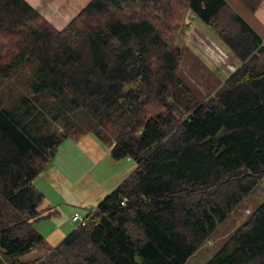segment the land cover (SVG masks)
Segmentation results:
<instances>
[{
	"label": "trees",
	"instance_id": "trees-1",
	"mask_svg": "<svg viewBox=\"0 0 264 264\" xmlns=\"http://www.w3.org/2000/svg\"><path fill=\"white\" fill-rule=\"evenodd\" d=\"M187 11L242 62L206 102L175 74ZM24 74L28 95L0 106V264L43 244L32 224L55 212L33 181L87 133L134 167L32 264H186L264 177V40L225 0H91L62 30L0 0V90ZM205 264H264V200Z\"/></svg>",
	"mask_w": 264,
	"mask_h": 264
},
{
	"label": "rangeland",
	"instance_id": "rangeland-1",
	"mask_svg": "<svg viewBox=\"0 0 264 264\" xmlns=\"http://www.w3.org/2000/svg\"><path fill=\"white\" fill-rule=\"evenodd\" d=\"M225 1L233 10L235 9L234 5H232V1L234 0ZM239 16L243 18L240 13ZM196 19L197 18L194 17L190 11H187L182 24L173 28L172 33L169 34L168 40L172 47L180 48L181 57L175 74H177L180 80L184 82V85L187 86L191 95L195 97L196 103H198L210 100L216 93L224 89V81L235 72L242 62L239 58L235 57L228 46L225 45L209 27L205 24L199 23V21H197L198 19ZM210 51L212 53H209ZM27 79V75L24 74V76L19 79H13V81L9 80L5 83L0 90L1 107L9 108L12 104L14 106V104L18 103V99L21 96L28 95L27 86L29 84V80ZM66 110L69 113L67 118H69L72 123L78 124L80 127H87L91 124L90 117H88V115L83 111L74 110L72 112L70 111L72 110L70 108ZM59 129L61 128L59 127ZM94 140H96V138ZM88 141L89 138L82 140V143L88 144ZM97 141L99 146L96 150L88 146H83L81 143L83 147L78 148L80 152L78 156L76 152H72L71 156H69L71 157L72 162L77 161V164L80 166V170L85 172V175L89 173L94 178L97 176L103 177L108 166L107 158L106 161H101L103 158L102 155L107 152L108 147L99 140ZM65 145L68 144L66 143L61 146L60 151H58L59 153H63L62 158L66 163H62L60 167L56 165L62 170L63 164L70 163V160H68L69 157L66 154L68 151L66 152L67 148ZM76 156L82 162L78 161ZM95 156L100 161L96 160ZM53 160L51 162H53ZM93 162H95L97 166L96 169L92 167ZM53 164L54 163H52V165ZM114 165L120 170H132L134 162L130 157H126L118 160ZM100 171L102 172L100 173ZM263 200L264 177L257 184L255 190L242 201V205L234 210L230 214V217L217 228V231L213 237H211L210 241L204 242V245L200 247L192 257H190L186 264H205L206 261L211 258L223 242L230 236V234L235 231L236 228L239 227L244 220H246V218L249 217L251 212L256 209V207L260 205ZM45 205L44 199L41 205L42 210H44L43 206ZM52 206L53 205L50 207ZM71 206H74L75 208L72 210L69 209L66 204L63 206L61 205L60 209H58V215L40 219L32 224L34 229L39 230L40 228L43 232L41 235L46 238L45 246L51 245L50 238L52 235L55 236L59 233L68 235L72 229L77 227V224L71 222L74 214L73 211H78V214L85 217L88 209L81 210V208H77L75 205ZM55 208L56 207H54V209Z\"/></svg>",
	"mask_w": 264,
	"mask_h": 264
},
{
	"label": "crops",
	"instance_id": "crops-1",
	"mask_svg": "<svg viewBox=\"0 0 264 264\" xmlns=\"http://www.w3.org/2000/svg\"><path fill=\"white\" fill-rule=\"evenodd\" d=\"M23 1H25L30 7L37 11V13L40 14L55 29L62 30L63 27H65V25L68 24L91 0ZM234 1H232V5H234L235 7L234 10L237 13L239 12L243 16V19L245 18L244 20H247L246 22L249 23V25L259 34L261 39L264 40V0H262L260 7L253 13L250 12L249 9H247L244 5H242L239 0ZM197 21H199V23L201 24H204L199 19ZM209 53L212 52L210 51ZM92 136L95 135H93L92 133H87L78 140H67L66 142H64V144H68L65 145L67 148L66 152L68 151L66 153L68 157L71 156L72 152H76L78 156V154L80 153L78 149L79 147L82 148L83 146H88L96 150V148H98L99 146V143H97L98 139L96 136ZM87 138H89V141L87 142L88 144L82 143V140H86ZM95 138L96 140H94ZM81 143L83 146L81 145ZM59 151L56 157H54L55 161L53 160V162H51V164L45 170H43L42 173L33 181V185L44 196L43 198L45 199L46 204L45 206H43L44 210L56 207L52 210L55 212L54 214H52V216L58 215V209H60V206H63L64 204H66V206L72 210L75 207L71 205H75L77 208H81V210H93L98 202L104 196L112 192L131 172V169L120 170L116 168L114 164H116L117 161L111 159V157L109 156V148L107 149V152L102 155L103 158L101 159L102 162L106 161V158L108 159V166L103 177L97 176L96 178H94L89 173L85 175V172H82V170H80V166L77 164V161L72 162L71 157L68 158V160H70V163L62 165V170L57 166L60 167L62 163L66 162L63 161V153H59ZM95 159L98 160L96 156ZM77 160L80 161L78 157ZM52 163L54 164L52 165ZM92 164V167L96 169L97 166L95 162H93ZM101 172L102 171H100V173ZM51 205L53 206L50 207ZM77 212L78 211H73V213ZM35 230L40 235L41 233H43L40 228L39 230ZM65 235L66 234L62 233H59L55 236L52 235L50 238L51 245L47 246H45L46 238L41 235L43 238V244L32 250L30 253L19 258L18 264H32L37 260L44 259L51 249L60 244V242L65 238ZM5 263L9 264L8 261L4 260L3 264Z\"/></svg>",
	"mask_w": 264,
	"mask_h": 264
},
{
	"label": "built area",
	"instance_id": "built-area-1",
	"mask_svg": "<svg viewBox=\"0 0 264 264\" xmlns=\"http://www.w3.org/2000/svg\"><path fill=\"white\" fill-rule=\"evenodd\" d=\"M71 222L77 224V226H84L85 225V223H84L85 222L84 217L81 216L78 213H74L73 214L72 219H71Z\"/></svg>",
	"mask_w": 264,
	"mask_h": 264
}]
</instances>
